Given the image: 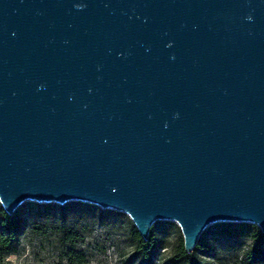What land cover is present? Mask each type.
Wrapping results in <instances>:
<instances>
[{"label":"water","instance_id":"95a60500","mask_svg":"<svg viewBox=\"0 0 264 264\" xmlns=\"http://www.w3.org/2000/svg\"><path fill=\"white\" fill-rule=\"evenodd\" d=\"M83 202L189 254L264 232V0H0V207Z\"/></svg>","mask_w":264,"mask_h":264},{"label":"rangeland","instance_id":"374dc122","mask_svg":"<svg viewBox=\"0 0 264 264\" xmlns=\"http://www.w3.org/2000/svg\"><path fill=\"white\" fill-rule=\"evenodd\" d=\"M37 204L48 206L39 208ZM17 209L24 222L21 243L16 253L0 254V264H145L134 253V225L125 213L76 201L62 205L26 201ZM216 224L205 229L201 256L213 264H238L240 251L251 243L253 231L243 228L241 222L230 223L225 231ZM158 232L165 236L168 247L156 252V264H172L171 250L182 239L181 231L176 224H163Z\"/></svg>","mask_w":264,"mask_h":264},{"label":"trees","instance_id":"16d2710c","mask_svg":"<svg viewBox=\"0 0 264 264\" xmlns=\"http://www.w3.org/2000/svg\"><path fill=\"white\" fill-rule=\"evenodd\" d=\"M47 204H37L39 208H45ZM90 207V205H87ZM63 209L64 207H59ZM175 227L173 222L157 221L153 223L150 228L149 237L146 241L142 240L136 232L135 228L132 229L134 253L140 258V262L145 264H156V252L159 249L168 247L165 236L158 232L161 225ZM231 224L228 222L217 223L216 227H221L225 231L227 226ZM243 228L253 231L251 236V243L245 246L239 254L238 264H264V232H261L251 224H240ZM24 229V222L20 216V209L14 211L10 216L0 207V254H13L18 251L21 243V234ZM208 230H205L203 235L199 237L197 245L193 248L192 252L187 254L184 252L182 239H179L176 245L171 250L172 264H213L212 261L205 260L201 256V252L205 247L203 238Z\"/></svg>","mask_w":264,"mask_h":264}]
</instances>
